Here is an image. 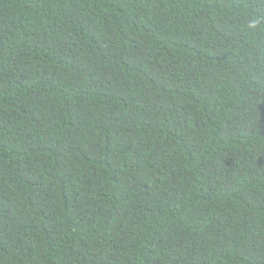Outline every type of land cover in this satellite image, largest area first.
<instances>
[{
	"label": "trees",
	"instance_id": "obj_1",
	"mask_svg": "<svg viewBox=\"0 0 264 264\" xmlns=\"http://www.w3.org/2000/svg\"><path fill=\"white\" fill-rule=\"evenodd\" d=\"M0 264H264V0H0Z\"/></svg>",
	"mask_w": 264,
	"mask_h": 264
}]
</instances>
